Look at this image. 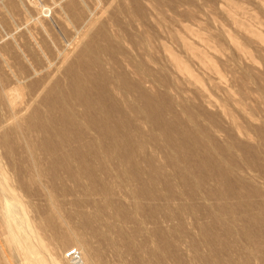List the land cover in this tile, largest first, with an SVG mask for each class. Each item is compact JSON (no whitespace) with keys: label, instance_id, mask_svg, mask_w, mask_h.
<instances>
[{"label":"rangeland","instance_id":"374dc122","mask_svg":"<svg viewBox=\"0 0 264 264\" xmlns=\"http://www.w3.org/2000/svg\"><path fill=\"white\" fill-rule=\"evenodd\" d=\"M12 2L16 9L10 8ZM33 4H25L24 11L17 0H0V53L44 54L39 56L42 64H36L35 90L43 78L55 75L50 76V91L30 106L21 123L22 129L35 132L40 177L30 172V162L19 151L15 165L20 188L32 195L24 200L30 199L35 209L30 216L48 246L64 256L73 244L66 237L73 231L87 243L96 264H264V6L259 0ZM176 32L180 39L188 36L183 40L205 53L215 70L191 57ZM48 53L55 58L46 62ZM64 53H70L69 62L58 66ZM170 56L185 63L195 81L176 72ZM110 76L123 86L113 85ZM109 84L122 95L109 91ZM122 87L143 100L137 103ZM80 103L86 110H76ZM4 152L0 148V156ZM45 188L62 206L59 216L47 208ZM86 205L100 211L99 218L95 210L87 219L91 212ZM103 221L110 223L111 234L100 229ZM3 252L0 264H20L10 247L3 246Z\"/></svg>","mask_w":264,"mask_h":264},{"label":"bare ground","instance_id":"6f19581e","mask_svg":"<svg viewBox=\"0 0 264 264\" xmlns=\"http://www.w3.org/2000/svg\"><path fill=\"white\" fill-rule=\"evenodd\" d=\"M13 1V0H11ZM18 1V7H20L21 9H24V11H27L26 10V6L25 4L29 5V6H34L35 5L33 4V0H17ZM113 1H117V0H113ZM220 1V0H219ZM259 2L261 3L262 6H264V0H259ZM14 2L10 3V8L12 9H16V6L17 5H14L13 4ZM16 3V2H15ZM110 3V2H109ZM113 3V2H111ZM124 3V2H123ZM122 3V4H123ZM223 4V3H222ZM111 4H109L110 6ZM227 5V4H226ZM116 6V5H115ZM119 6V5H118ZM223 7V6H222ZM125 8V7H124ZM127 8V7H126ZM221 8V7H220ZM229 8V7H228ZM8 9V8H7ZM156 9V8H155ZM11 10V9H10ZM225 10V9H224ZM228 10V9H226ZM13 11V10H11ZM21 12H23L21 10ZM20 12V13H21ZM229 12V11H228ZM8 13H11L10 11ZM19 13V12H18ZM13 14H15V12H13ZM17 15V14H16ZM19 15V14H18ZM56 15V14H54ZM89 15V14H88ZM8 17V16H7ZM60 17V16H59ZM91 17V16H90ZM1 19V18H0ZM7 19V18H6ZM6 19L4 18V20L6 21ZM239 19V18H238ZM2 20V19H1ZM8 20V19H7ZM16 20V19H15ZM158 20V19H157ZM233 20V19H232ZM236 20V19H235ZM38 21V20H37ZM3 22V20L1 21ZM9 22V21H8ZM12 22V21H11ZM239 22V21H238ZM89 23V22H88ZM95 23V20L92 19V22L90 23V26L92 24ZM3 24H6V22H4ZM2 24V25H3ZM13 24V23H11ZM84 24V23H83ZM9 25V24H8ZM7 25V26H8ZM241 25V24H240ZM11 27V26H10ZM50 27V26H49ZM52 27V26H51ZM8 28V27H7ZM43 29V28H42ZM89 29V28H88ZM86 30V29H85ZM186 31V30H185ZM188 31V30H187ZM245 31H247V33L251 34L252 36L256 37L257 39H259L260 41H262V38L261 36L255 32L254 30H251V29H246ZM194 32L193 31V34L190 32V34L194 35ZM29 33V32H28ZM86 35L88 33V31L85 32ZM171 33V32H170ZM173 33V32H172ZM184 33V32H183ZM186 33V32H185ZM199 33V32H198ZM31 33H29L28 36H31L30 35ZM82 34V33H81ZM84 34V33H83ZM175 34V33H174ZM176 34L178 35L179 33L176 32ZM188 33V35H190ZM195 34H197L195 32ZM84 35V36H86ZM176 35V36H177ZM182 35V34H181ZM179 34V41L181 42V45L189 52V54L191 55V57H193L194 59L196 58L199 62H201L204 66H206L207 68L211 69L212 71H214V67H213V63H209L210 61H207V56L205 57L204 54L202 53H199V52H196L193 48H192V45L190 46L188 44V41L185 42L183 39H188L185 35V37H183L182 39H180V36ZM190 35V36H192ZM203 35V34H202ZM21 36V35H19ZM83 36V38H84ZM197 36V35H195ZM195 36H192V37H195ZM200 36V34H199ZM80 37V36H79ZM175 37V36H174ZM182 37V36H181ZM204 36H202V38L200 37H197V38H200L201 41H204L203 39ZM30 38V37H29ZM147 38V37H146ZM176 38V37H175ZM32 39V37H31ZM75 39V38H74ZM77 39H81V38H77ZM203 39V40H202ZM17 41V40H16ZM16 41H14V44L16 43ZM177 41V40H176ZM207 41V38L204 42ZM7 43V42H6ZM55 43V42H54ZM151 43V42H150ZM209 43V42H207ZM206 43V44H207ZM21 45V44H20ZM238 45V43H237ZM23 46V44L21 45V47ZM236 46V44H235ZM239 46V45H238ZM69 47V46H68ZM237 47V46H236ZM240 47V46H239ZM19 49L21 50L20 46H19ZM70 49V47H69ZM32 50V49H31ZM71 50V49H70ZM166 50L167 52V49L164 48V51ZM185 50V52H187ZM197 50V49H196ZM144 51V50H143ZM26 52V51H25ZM24 51H22L21 53H0V68H1V71L3 74H1L0 76V148L1 149H5L6 152H4L3 155L0 156V223H1V228H2V233L0 234V238L3 239V243L0 241V253L2 255V258L4 257V252H3V246H6V247H10L13 254H14V257L16 258L17 262H19L20 264H63V262H66L65 259H64V256L63 254H58L56 252H54L49 246L48 244L45 242V240L40 236V234L37 232V229H36V226H35V223H34V220H32L30 214L35 210L33 208V204L31 203L30 199L27 200L26 202L24 201L25 199H28L30 198L32 195L29 193H26V192H23L22 189L20 188V184H19V179L16 178L17 175V170L15 168V165H16V158L17 156L20 154L19 152L23 153L24 156L26 157L25 159H27L26 161L30 162L31 165V169H30V172H32V174L34 173V175H36L37 178L40 177V172L38 173V169H39V164H38V161L36 160L37 158L35 157V148H36V143H35V132L33 130V128H31L30 130H25V129H22V121L24 123V116L25 114L27 113L28 109L30 108V106L32 104H34L36 102V100L41 96V94H43L44 92L47 91H50L48 90V86H50L51 84L49 83L50 81V76H55V75H51L50 73V76L47 78H43L45 79V82L39 86V88L37 90H35V80L36 79V76H37V68H36V64L40 63L42 64V60L40 59L39 56H42V54H40L38 56L37 53H25ZM70 52V51H69ZM49 56L46 57V53H45V59H46V62H48L49 60H52L53 58L55 57H52V54L51 53H48ZM65 54V53H64ZM207 54V53H206ZM58 56V54H57ZM70 56V53H66L65 55L60 56V58L62 57L61 61H60V64L58 66H61L63 65L64 63H68L67 60ZM43 57H44V54H43ZM42 58V57H41ZM207 58V59H206ZM129 59V58H127ZM135 59V58H134ZM98 60V59H97ZM95 60V62L97 61ZM170 60L172 61V64H173V68L176 69V72H180L182 74H185L187 75L188 77L192 78V80H194L193 78L195 76H192L191 74V71H189L188 69V66L184 65L185 63H181L180 60L176 59L174 56H170ZM209 60V59H208ZM121 61V60H120ZM102 62V61H101ZM79 59L77 60V62L75 64H77V68L79 69L80 68V64H79ZM83 63V62H82ZM98 62H96L97 64ZM100 63V62H99ZM105 63V62H104ZM200 63V65H201ZM22 64V65H21ZM23 64H25V66L27 67V69H25V71H22V68H23ZM40 64V65H41ZM44 64V62H43ZM49 64V63H47ZM79 64V65H78ZM125 64V63H124ZM100 65V64H99ZM110 65V64H109ZM138 65V64H137ZM98 66V65H97ZM106 66V65H105ZM128 66V65H127ZM126 66V67H127ZM134 66V65H133ZM202 66V65H201ZM46 67V66H45ZM72 67V66H71ZM82 67L83 64H82ZM87 67V66H86ZM86 67L84 69H86ZM102 67V66H101ZM130 67V66H128ZM44 68V66H43ZM49 68V67H48ZM60 68V67H59ZM58 68V69H59ZM76 68V69H77ZM107 68V67H105ZM131 68V67H130ZM205 68V67H204ZM207 68L205 70H207ZM47 69V67L45 68ZM57 69V68H56ZM75 69V70H76ZM103 69V67H102ZM112 69V68H111ZM115 69V68H114ZM113 69V70H114ZM132 69V68H131ZM135 69V68H134ZM44 70V69H43ZM82 70V69H81ZM145 70V69H144ZM55 71V70H54ZM54 71L52 73H54ZM84 71V70H83ZM132 71V70H131ZM25 72V73H24ZM58 72V71H57ZM82 72V71H81ZM86 72V71H84ZM88 72V71H87ZM100 72V71H99ZM106 72V71H104ZM143 71H139V73H142ZM217 72V71H216ZM42 73V72H41ZM76 73V72H75ZM110 73V72H109ZM111 73H112V70H111ZM115 73V72H114ZM44 74H45V70H44ZM56 74V73H55ZM80 74V73H78ZM100 74V73H99ZM102 74V73H101ZM138 74V73H137ZM148 74V73H147ZM47 75V74H46ZM49 75V74H48ZM72 75V73H71ZM70 75V76H71ZM82 75V74H81ZM85 75V74H84ZM107 75V74H106ZM135 75V74H133ZM139 75V74H138ZM144 75V74H143ZM42 76V75H41ZM75 76V75H73ZM83 76V75H82ZM88 76V75H86ZM85 76V77H86ZM109 76V75H108ZM120 76V75H119ZM117 76V77H119ZM91 77V76H89ZM88 77V78H89ZM111 77V76H110ZM116 77V76H115ZM116 77V78H117ZM138 77V76H137ZM52 78V77H51ZM76 78V77H75ZM80 78V77H79ZM112 78V77H111ZM121 79V77H119ZM136 78V77H135ZM139 78V77H138ZM84 79V76L83 78ZM81 79V80H82ZM142 79V78H141ZM196 79V78H195ZM65 80V79H64ZM74 80V78H73ZM85 80V79H84ZM84 80H83V83H84ZM139 80V79H138ZM144 80V79H143ZM141 81V82H144V81ZM191 80V81H192ZM44 81V80H43ZM52 81V79H51ZM50 81V82H51ZM78 81V80H76ZM112 81L113 85H119L121 87L120 84H118L119 82H121V80H119L118 78L115 79L114 77L110 80V82ZM124 81V80H122ZM139 81V82H140ZM195 81V80H194ZM193 81V82H194ZM200 81V80H199ZM228 81V80H227ZM75 82V80L73 81ZM79 82V81H78ZM109 82V83H110ZM198 82V80H197ZM42 83V82H41ZM60 83V82H59ZM115 83V84H114ZM125 83V81L123 82ZM50 84V85H49ZM73 84V83H72ZM76 84V83H75ZM78 84V83H77ZM103 84V83H102ZM140 84V83H139ZM143 85H146L145 83H141V86ZM69 85V84H68ZM81 85V84H80ZM79 85V86H80ZM83 85V84H82ZM89 85V84H88ZM106 85V84H105ZM113 85L110 86L109 84V91H115L114 88H113ZM53 86V85H52ZM87 86V85H86ZM118 86V87H119ZM123 86V85H122ZM60 87V86H59ZM65 87V86H64ZM81 87V86H80ZM79 87V89L81 90V88ZM129 87V86H128ZM128 87H122L126 92V95H129L131 93V90L130 88ZM51 88V87H50ZM56 88V87H55ZM68 88V87H67ZM83 88V86H82ZM146 88V86H145ZM62 89V88H61ZM70 89V88H69ZM77 89V88H76ZM99 89V88H98ZM119 89V88H118ZM78 90V89H77ZM79 90V91H80ZM87 90V89H86ZM201 90V89H200ZM199 90V91H200ZM54 91V90H53ZM63 91H67L66 88L63 89ZM62 91V92H63ZM90 91V89H89ZM121 91H123L121 89ZM52 92V91H51ZM108 92V91H107ZM124 92V91H123ZM139 92V91H137ZM136 92V94H137ZM202 91H200L201 93ZM204 92V91H203ZM202 92V93H203ZM49 93V92H47ZM61 93V92H60ZM72 93L69 92V94ZM64 94V93H63ZM114 94H119V93H115ZM133 94V93H132ZM132 94H130V96L132 98H134L135 96H132ZM147 94V93H146ZM204 94V93H203ZM62 95V94H61ZM91 95V94H90ZM107 95V93H106ZM112 95V93H111ZM122 95V93H121ZM119 94V97L121 96ZM205 95V94H204ZM203 95V96H204ZM45 96H48V95H45ZM65 96H67V94H65ZM72 96V95H71ZM89 96V95H88ZM118 96V95H117ZM125 96V95H124ZM124 96L122 99H124ZM130 96H127V98H129ZM200 96V94H199ZM202 96V97H203ZM206 96V95H205ZM62 97V96H61ZM81 97V96H80ZM95 97V96H94ZM139 97V96H137ZM143 97V96H142ZM201 97V98H202ZM67 98V97H66ZM83 98V97H82ZM130 98V99H132ZM136 98V97H135ZM141 98V97H140ZM140 98H136L137 99H140ZM144 98V97H143ZM140 99V100H143ZM55 99V97H54ZM79 98L77 97V100ZM206 99V98H205ZM73 101V98L71 99ZM76 100V99H75ZM90 100V99H89ZM69 101V100H68ZM67 101V102H68ZM83 101V100H82ZM86 101V100H84ZM83 101V102H84ZM123 101V100H122ZM145 101V100H144ZM207 101V100H205ZM63 102V101H62ZM64 102L65 99H64ZM75 102V101H74ZM77 102V101H76ZM75 102V103H76ZM91 102V101H90ZM95 102V101H94ZM93 102V104L91 105L92 106H95L96 104ZM124 102V101H123ZM134 102V101H133ZM208 102V101H207ZM70 103V102H69ZM98 103V102H96ZM126 103H128V101L126 100L125 101V105H127ZM136 103V102H134ZM137 103H138V100H137ZM142 103V102H141ZM140 103V105H141ZM206 103V102H205ZM210 103V102H209ZM61 104V103H60ZM84 103H80L77 105L76 110L77 109H80L83 107L82 105ZM132 104V103H131ZM131 104L129 103V105L131 106ZM39 105V104H38ZM63 105V103H62ZM65 105V104H64ZM67 105V104H66ZM75 105V104H74ZM127 105V106H129ZM210 105V104H209ZM76 106V105H75ZM126 106V107H127ZM212 106V105H211ZM47 107V106H46ZM65 107H68V106H65ZM64 107V108H65ZM88 107V106H87ZM144 107V106H143ZM51 108V107H50ZM56 108V106H55ZM54 108V110H55ZM58 108V106H57ZM61 108V106H60ZM69 109L71 108L70 106L68 107ZM84 108V107H83ZM89 108V107H88ZM141 108V106H140ZM221 108V107H220ZM52 109V108H51ZM86 110V107L84 108ZM91 109V108H90ZM93 109V108H92ZM125 109V108H124ZM127 109V108H126ZM131 109V107H130ZM128 109L131 113V110ZM53 110V111H54ZM62 110V108H61ZM126 110V111H128ZM142 110V109H141ZM221 112H223L224 114V110L223 108H221ZM252 110V109H251ZM34 111V110H33ZM52 111V112H53ZM64 111H66L64 109ZM70 111V110H69ZM135 111V110H134ZM68 112V111H67ZM66 112V113H67ZM71 112V111H70ZM88 112V111H87ZM137 112V111H136ZM56 113V112H55ZM72 113V112H71ZM75 113V112H73ZM103 113V112H102ZM122 113V112H121ZM82 114V113H81ZM126 115L128 114L125 113ZM134 114V113H133ZM141 114V113H140ZM69 115V114H68ZM125 115V116H126ZM132 115V114H131ZM135 115V114H134ZM142 115V114H141ZM104 116V115H103ZM75 117V116H74ZM73 117V118H74ZM82 117V115H81ZM106 117V116H105ZM141 117V116H140ZM147 117V116H146ZM95 118V117H94ZM99 118V117H98ZM35 119V118H34ZM76 119V118H75ZM78 119V118H77ZM76 119V120H77ZM83 119V118H82ZM80 119V120H82ZM30 120V119H29ZM68 120V119H67ZM70 120V119H69ZM68 120V122H69ZM79 120V121H80ZM90 120V119H89ZM92 120V119H91ZM111 120V119H110ZM78 121V120H77ZM84 121V119L82 120ZM86 121V120H85ZM84 121V124L86 123ZM103 121V120H102ZM127 121V120H126ZM71 122V121H70ZM145 122V121H144ZM67 123V122H66ZM79 123H83V122H79ZM108 123V122H107ZM147 123V122H146ZM80 124V125H81ZM231 124L232 126L234 127V129L240 133V130H239V127L236 126L235 124V121H233V119H231ZM27 125V124H26ZM86 125V124H85ZM152 125V124H151ZM89 126V125H88ZM32 127V126H31ZM39 127V126H38ZM37 127V128H38ZM92 127V126H90ZM113 127V126H112ZM26 128V127H25ZM40 128V127H39ZM89 128V127H88ZM97 128V127H96ZM35 129V128H34ZM45 129V128H44ZM83 129V128H82ZM87 129V128H86ZM50 130V129H49ZM48 130V131H49ZM65 130V129H64ZM90 130V128H89ZM147 130V129H146ZM180 130V129H179ZM87 131V130H86ZM124 131V130H123ZM217 131V130H216ZM51 132V131H50ZM58 132V131H57ZM93 132V131H92ZM108 132V131H107ZM41 133V132H40ZM64 133V132H63ZM90 133V132H89ZM47 134V133H46ZM52 134H55V133H52ZM51 134V135H52ZM57 134H62L60 131L59 133ZM94 134V133H93ZM97 134V133H95ZM113 134V133H112ZM246 134V133H245ZM14 135L15 137H18V140H15L13 141H10V136ZM50 135V136H51ZM243 135V134H242ZM48 136V135H47ZM54 136V135H53ZM64 136H65V133H64ZM96 136V135H95ZM52 137V136H51ZM13 138V137H12ZM53 138V137H52ZM59 138V137H58ZM64 138V137H63ZM98 138H99V135H98ZM75 139V138H74ZM58 140V139H57ZM60 140V138H59ZM68 140V138H67ZM98 140V139H97ZM115 141V139H113ZM88 141V140H87ZM93 141V140H92ZM66 143V142H65ZM69 143V142H68ZM99 143V142H98ZM109 143V142H108ZM40 144V143H39ZM60 144H61V141H60ZM38 145V143H37ZM63 145V144H62ZM61 145V146H62ZM99 147V145H98ZM51 148V147H50ZM49 148V149H50ZM42 149V148H41ZM64 149V148H63ZM68 149V148H67ZM65 150V149H64ZM99 150V149H98ZM116 150V149H115ZM19 151V152H18ZM49 151V150H48ZM53 151V150H52ZM51 151V152H52ZM46 152V151H45ZM65 152V151H64ZM91 152V151H90ZM93 152V151H92ZM114 152V151H113ZM160 152V151H159ZM19 153V154H18ZM99 153V152H98ZM48 156L51 155L49 153H47ZM54 154V153H52ZM56 154V153H55ZM52 155V156H55ZM65 154L68 155V153L65 152ZM86 154V153H85ZM102 154V153H100ZM97 155V154H96ZM103 155V154H102ZM23 156V155H22ZM59 156H62L59 155ZM114 156V155H113ZM76 157V155L74 156ZM101 157V156H100ZM99 157V158H100ZM104 157V156H103ZM119 157V156H118ZM41 158V156H40ZM60 158V157H59ZM69 158V156H68ZM107 158V157H106ZM19 159V158H18ZM23 159V158H22ZM24 159V160H25ZM72 159V158H70ZM74 159V158H73ZM72 159V160H73ZM20 160V159H19ZM18 160V162H19ZM49 160V159H48ZM51 160H52V157H51ZM58 160V159H57ZM107 160V159H106ZM118 160V159H117ZM185 160V159H184ZM45 161V160H44ZM66 162V160L64 161ZM69 162V160H68ZM100 162V161H99ZM44 163V162H43ZM63 163V162H62ZM123 163V162H122ZM26 165L29 164V163H25ZM67 164V162H66ZM53 165V164H52ZM83 165V164H82ZM28 166V165H27ZM28 166V168H29ZM42 167V166H41ZM43 168V167H42ZM52 168V167H50ZM8 169V170H7ZM15 169V171H14ZM53 169V168H52ZM144 169V168H143ZM19 170V169H18ZM148 171V170H147ZM16 173V174H15ZM50 174V173H49ZM121 174V173H120ZM53 175V174H52ZM58 175V174H57ZM62 175V174H61ZM76 175V174H75ZM74 175V176H75ZM54 176V175H53ZM78 176V175H76ZM58 177V176H57ZM63 178V177H62ZM73 178V177H72ZM53 179V178H52ZM58 179V178H57ZM116 179V178H115ZM51 180V179H50ZM62 180V179H61ZM66 180V178H65ZM21 181V179H20ZM55 181V180H54ZM51 186V185H50ZM40 188V187H39ZM47 188V187H46ZM46 188L44 189V199H46L45 203L47 202L48 206L47 208L49 207V211L51 213V215H55V214H58L57 216H59V213L63 212L62 210V206L57 204L56 203V199L53 195V192L52 190H46ZM48 189V188H47ZM206 189V188H205ZM38 191H41V190H38ZM62 191V190H61ZM60 192V191H59ZM32 193V192H31ZM42 193V192H41ZM106 193V192H105ZM101 197V196H100ZM33 199V198H32ZM31 199V200H32ZM35 201V200H34ZM33 202V201H32ZM109 202V201H107ZM110 203V202H109ZM81 204V203H80ZM82 205V204H81ZM107 207L108 204H106ZM83 206V205H82ZM87 206V205H86ZM105 206V204H104ZM35 207V205H34ZM88 207V206H87ZM106 207V206H105ZM111 207V206H110ZM80 208V207H79ZM83 208V207H82ZM90 209V207H88ZM92 208V207H91ZM96 210V208H94ZM97 209H100V208H97ZM106 209V208H105ZM83 210V209H82ZM90 209L89 211L91 213H89V217H86L87 219L92 217L93 216V211L95 210H92ZM101 210V209H100ZM108 210V209H107ZM106 210V211H107ZM110 210V209H109ZM85 211V210H84ZM88 211V212H89ZM97 211V210H96ZM82 212V211H81ZM87 212V214H88ZM99 213H96L95 215L99 214L100 215V211H97ZM108 212V211H107ZM110 212V211H109ZM112 212V210H111ZM114 212V211H113ZM84 213V212H83ZM90 214H92L90 216ZM109 214V213H108ZM107 214V215H108ZM111 214V213H110ZM85 215V213H84ZM94 215V217H95ZM99 215L98 218H99ZM102 215V214H101ZM104 215V214H103ZM102 215V216H103ZM56 216V215H55ZM81 216V214H80ZM96 216V217H97ZM111 216V215H109ZM83 218V217H82ZM102 218V217H101ZM85 219V218H84ZM86 219V220H87ZM104 219V218H102ZM107 219V218H106ZM93 220V219H91ZM95 220V219H94ZM105 220V219H104ZM148 220V219H147ZM88 221V220H87ZM90 221V220H89ZM99 221V220H98ZM109 220H107L108 222ZM91 222V221H90ZM97 222V221H96ZM105 221H103L102 223V228H99L100 229H105L107 230V232L111 229V225L110 223L109 224H106L104 223ZM92 223V222H91ZM100 225V222L97 223ZM87 225V224H86ZM90 224H88L89 226ZM94 225V224H93ZM87 226V227H88ZM97 226V225H96ZM92 227V226H91ZM95 227V225H94ZM85 228V227H83ZM71 230V229H70ZM89 230V229H88ZM91 230V229H90ZM95 230V229H93ZM91 231L92 233L94 231ZM98 231V228L96 229ZM103 230L101 232H103ZM104 230V231H105ZM72 231V230H71ZM73 232V231H72ZM72 232L68 233L67 237H66V240L68 242H72L73 244L71 245L70 249L68 251H71L73 249L77 250L78 253L80 254V257H81V260H82V263L83 264H96L95 260H93V256L91 257L90 254H88V245H86L87 243H85L84 241H81V239H77L73 236ZM90 232V233H91ZM96 232V231H95ZM106 232V231H105ZM110 232V233H109ZM107 234H111V231H109ZM97 233V232H96ZM104 233V232H103ZM98 234H100L98 232ZM66 235V234H65ZM95 236V234H92ZM105 237H106V234H104ZM97 236V235H96ZM100 235H98L97 237H99ZM102 236V235H101ZM109 236V235H108ZM95 237V238H97ZM109 238H111V236H109ZM104 237H102V241H103ZM101 240V239H100ZM105 240H108V238H105ZM112 240V238H111ZM110 241V240H109ZM108 241V242H109ZM99 242V241H98ZM105 242V241H104ZM107 242V241H106ZM107 242V243H108ZM100 243V242H99ZM111 242H109L108 245H110ZM113 244V243H112ZM106 245V247L108 246ZM130 245V244H129ZM91 246V245H89ZM111 246V245H110ZM113 246V245H112ZM105 247V248H106ZM90 250L91 247H90ZM109 250V248H108ZM11 252V251H10ZM92 252V251H91ZM90 253V252H89ZM10 254V253H9ZM87 255L90 257H87ZM62 256V257H61ZM95 256V255H94ZM13 257V259H14ZM6 259V258H4ZM6 261V260H5ZM140 261V260H139ZM15 263V262H14ZM98 263V262H97ZM102 264V263H101Z\"/></svg>","mask_w":264,"mask_h":264},{"label":"built area","instance_id":"2783aa9c","mask_svg":"<svg viewBox=\"0 0 264 264\" xmlns=\"http://www.w3.org/2000/svg\"><path fill=\"white\" fill-rule=\"evenodd\" d=\"M64 259L68 264H83L80 254L75 249L66 252L64 254Z\"/></svg>","mask_w":264,"mask_h":264}]
</instances>
